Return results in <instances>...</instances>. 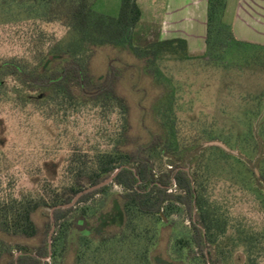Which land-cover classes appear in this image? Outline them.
Listing matches in <instances>:
<instances>
[{
	"label": "rangeland",
	"instance_id": "rangeland-1",
	"mask_svg": "<svg viewBox=\"0 0 264 264\" xmlns=\"http://www.w3.org/2000/svg\"><path fill=\"white\" fill-rule=\"evenodd\" d=\"M121 4L122 0H99L93 10L118 17ZM141 5L144 10L161 6L153 0H143ZM41 28L61 40L62 48L74 43V35L60 24H42ZM26 37L0 27V58L41 60L49 43L34 38L30 44ZM158 37V25L140 23L135 47L141 51ZM32 48L35 51H29ZM226 51L223 65L208 62L205 54L186 56L180 48L177 54L162 52L156 60L129 47L99 46L89 51L95 79L106 76L111 65L120 70L118 92L130 106V139L122 138L118 113L103 118L97 108L85 106L53 121L31 105L10 101L0 110L1 190L20 196L37 194L44 181L61 186L75 144L89 152L116 146L133 150L148 146L161 135L167 154H154L156 173L167 172L173 162L181 161L186 169L199 163L203 194L220 226V250L212 249L215 258H227V264H264V47L233 44ZM122 191L112 186L88 206L97 214L111 211L113 200ZM51 213L43 208L34 215L41 229L38 237L0 232V241L14 254L17 244L40 245ZM117 231V227L106 230ZM190 235L189 213L178 206L166 225L158 226V240L151 248L153 264H203V252L192 250L195 259L191 260L189 250L176 245L178 239ZM209 251L204 249L212 264ZM8 258L5 255L3 262ZM73 261L72 253L67 263Z\"/></svg>",
	"mask_w": 264,
	"mask_h": 264
},
{
	"label": "trees",
	"instance_id": "trees-1",
	"mask_svg": "<svg viewBox=\"0 0 264 264\" xmlns=\"http://www.w3.org/2000/svg\"><path fill=\"white\" fill-rule=\"evenodd\" d=\"M99 0H0V27L11 28L37 41L49 43L41 60L0 58V110L10 101L36 108L46 119L59 121L61 115L80 107L92 106L103 118L118 113L123 140L130 139V106L118 92L120 70L110 66L109 73L98 79L90 69L92 51L99 46L129 47L156 60L162 52L177 54L179 48L187 56V42L182 39L157 40L144 48L135 47L136 30L142 18L138 0H122L120 15L111 17L93 10ZM228 0H208L207 51L205 60L225 64L226 51L233 44L245 45L235 38L232 27L224 22ZM60 24L74 43L64 48L61 40L48 36L42 24ZM27 38V37H26ZM33 38V40H32ZM48 38L49 41H48ZM252 45V44H248ZM257 46V45H255ZM39 47H36L38 49ZM29 51H35L34 48ZM46 53V55H45ZM61 62V63H60ZM125 142V141H122ZM163 136L157 135L146 147L89 152L73 145L67 159L61 186L44 181L37 194L15 196L1 190L0 232L8 236L35 238L41 229L34 215L43 208L65 206L81 192L110 178L122 168L112 183L83 194L70 208L55 209L54 221L49 218L45 237L40 245L17 244L11 247L0 241V264H153L151 248L158 240V226L182 206L189 213L191 235L177 240L179 249L203 252L210 248L212 264H227V258H215L218 252L219 222L203 194L199 163L173 162L162 174L155 171L154 154H167ZM112 186L122 188L113 200L111 211L97 214L89 202L105 194ZM82 207L78 208L79 205ZM50 250L49 235L52 226ZM110 227L117 232L107 233ZM253 239L248 240L249 243ZM255 240V239H254ZM191 250V252H190ZM21 253L20 256H16ZM221 253V252H220ZM5 255L9 258L3 262ZM164 264V263H163Z\"/></svg>",
	"mask_w": 264,
	"mask_h": 264
},
{
	"label": "crops",
	"instance_id": "crops-1",
	"mask_svg": "<svg viewBox=\"0 0 264 264\" xmlns=\"http://www.w3.org/2000/svg\"><path fill=\"white\" fill-rule=\"evenodd\" d=\"M142 10L140 23L158 25L159 40L182 39L188 54L207 51L208 0H153L160 3ZM224 22L237 40L264 47V0H228Z\"/></svg>",
	"mask_w": 264,
	"mask_h": 264
},
{
	"label": "water",
	"instance_id": "water-1",
	"mask_svg": "<svg viewBox=\"0 0 264 264\" xmlns=\"http://www.w3.org/2000/svg\"><path fill=\"white\" fill-rule=\"evenodd\" d=\"M217 145H222V144L217 143ZM121 169H122V168L118 169V170H117V171H116V172H115L110 178H108V179L105 180L104 182H102V183H100V184H98V185H95V186L89 187V188L86 189L85 191L79 193V194L73 199V201H72L71 203H69V204H67V205H65V206H58V207H56L55 209H60V208H70V207L74 206V205L78 202V200L80 199V197H81L83 194L88 193V192H91V191H94V190H97V189H99V188H101V187H104V186H106V185L112 183L113 180L115 179V177H116V176L118 175V173L121 171ZM186 171H189V169H186ZM55 209H52V213H51V220H52V221H54V214H53V212H54ZM54 231H55V226L53 225V226H52V230H51L50 235H49L50 250H51L52 236H53ZM20 255H21V253H18L16 256L18 257V256H20Z\"/></svg>",
	"mask_w": 264,
	"mask_h": 264
}]
</instances>
